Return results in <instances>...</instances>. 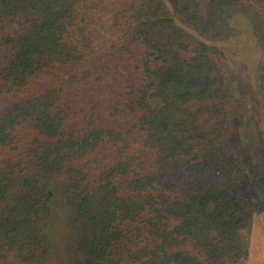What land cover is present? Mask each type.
<instances>
[{
	"label": "trees",
	"instance_id": "16d2710c",
	"mask_svg": "<svg viewBox=\"0 0 264 264\" xmlns=\"http://www.w3.org/2000/svg\"><path fill=\"white\" fill-rule=\"evenodd\" d=\"M173 1L0 0V264H49L58 181L67 264H245L264 170L198 37L264 0Z\"/></svg>",
	"mask_w": 264,
	"mask_h": 264
},
{
	"label": "rangeland",
	"instance_id": "374dc122",
	"mask_svg": "<svg viewBox=\"0 0 264 264\" xmlns=\"http://www.w3.org/2000/svg\"><path fill=\"white\" fill-rule=\"evenodd\" d=\"M169 15L182 28L176 4L173 0H161ZM256 21L245 17L240 10L228 13V29L220 41H208L198 37L227 65L231 74V86L237 102L236 118L227 139V149L240 160L245 159V149L252 143L254 156L264 170V40L255 31ZM187 30V28H186ZM244 185L250 194L248 177ZM54 201L48 234L52 243L49 264H67L65 253L68 242V211L65 206L62 181L53 187ZM245 264H264V199L254 215L248 257Z\"/></svg>",
	"mask_w": 264,
	"mask_h": 264
}]
</instances>
